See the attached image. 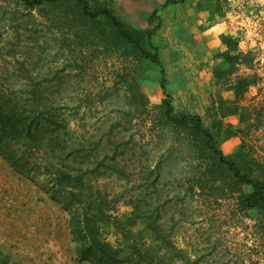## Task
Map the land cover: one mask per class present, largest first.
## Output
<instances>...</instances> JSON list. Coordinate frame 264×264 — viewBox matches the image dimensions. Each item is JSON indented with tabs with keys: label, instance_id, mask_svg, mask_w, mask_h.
<instances>
[{
	"label": "rangeland",
	"instance_id": "1",
	"mask_svg": "<svg viewBox=\"0 0 264 264\" xmlns=\"http://www.w3.org/2000/svg\"><path fill=\"white\" fill-rule=\"evenodd\" d=\"M87 1L144 33L158 63L117 40L103 18L83 20L72 4L30 8L0 0V82L45 84L42 95L64 106L59 114L67 119L80 181H90L93 193L133 196L142 211L158 212L183 264H264V209L243 204L252 187L218 162L193 124L170 121L164 105L176 116H198L240 171L250 173L237 155L243 139L264 162V119L226 140L214 127L222 121L223 130L248 131L239 115L224 116L233 93L215 75L235 47L257 53L259 80L241 104L264 115V0ZM29 164L22 174L0 155V264H95L77 257L68 190L37 155ZM131 211L124 201L116 206L118 215Z\"/></svg>",
	"mask_w": 264,
	"mask_h": 264
},
{
	"label": "trees",
	"instance_id": "2",
	"mask_svg": "<svg viewBox=\"0 0 264 264\" xmlns=\"http://www.w3.org/2000/svg\"><path fill=\"white\" fill-rule=\"evenodd\" d=\"M20 1L30 8L59 1L72 4L83 20L96 22L103 18L117 40L132 44L141 57L158 63L157 57L147 52L144 46V33L127 27L108 7L93 9L87 0ZM234 51L233 55L228 53L223 56L228 67L216 71L215 75L223 82L225 90L233 93L232 109L225 110L224 116L239 115L240 122L247 125L248 131L232 130L231 126L223 130L222 121H218L214 123L216 135H222L223 140L238 132H249L264 119L261 109L257 110L259 106L241 104L249 88L256 86L259 80L253 64L257 53L239 51L236 47ZM242 67L251 70L250 73L241 74ZM45 90V84L15 86L7 81L0 82V155L22 174L31 170L30 159L37 155L46 174L54 179L58 187L68 190L65 207L69 211L68 226L78 259L95 264H173L174 261L183 264L184 252L171 242V230L159 222L161 217L158 212L142 211L133 196L103 194L100 191L93 193L94 186L90 181H80L81 177L75 174L77 170L74 168L75 148L64 132L68 126L67 119L59 114L64 106L60 101L42 95ZM164 105L170 121L180 125L193 124L218 162L227 166L237 182L252 187V192L244 198L245 208L264 209V181L249 175L264 177V162L251 155L252 145L243 139L237 151L249 169L247 174L240 171L234 161L225 159L214 146V136L202 127L198 116H176L168 102ZM111 172L115 171L112 169ZM120 201L129 205L132 211L118 215L116 206ZM109 231L114 237L113 242L106 236Z\"/></svg>",
	"mask_w": 264,
	"mask_h": 264
}]
</instances>
